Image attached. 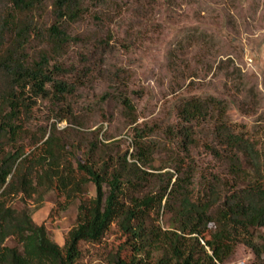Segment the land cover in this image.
Returning <instances> with one entry per match:
<instances>
[{"label":"trees","instance_id":"trees-1","mask_svg":"<svg viewBox=\"0 0 264 264\" xmlns=\"http://www.w3.org/2000/svg\"><path fill=\"white\" fill-rule=\"evenodd\" d=\"M0 9V264H79L81 242L99 243L112 224L126 236L131 255L116 256L114 264H223L238 244L248 247L254 264H264V148L248 132L225 120L222 101L191 98L181 103L180 126L168 135L180 141L182 152L196 144L195 129L209 125L210 141L202 147L219 162L223 172L202 177L194 192V170L189 163L176 164L175 174L154 173L156 145L138 135L135 152L113 158L108 154L86 162L63 158L53 136L42 142L34 157L20 145L23 119L37 100L65 104L74 87L57 59L75 42L69 26L89 12V0H3ZM98 8L115 0H92ZM51 9L53 22L38 27L36 16ZM44 45L30 57L33 40ZM125 112L133 116L130 99L120 96ZM64 118H59L62 121ZM135 122V118L133 117ZM38 142V141H37ZM34 151V152H35ZM130 159V161L128 160ZM151 170V172L146 171ZM165 183L153 191L151 181ZM88 183L95 197L80 201L76 225L55 243L43 225L33 223L28 210L17 211L8 198L32 199L56 190L69 204ZM104 186L107 187L105 191ZM170 214L172 229L148 226L152 215ZM12 239L16 246L8 247Z\"/></svg>","mask_w":264,"mask_h":264},{"label":"rangeland","instance_id":"rangeland-1","mask_svg":"<svg viewBox=\"0 0 264 264\" xmlns=\"http://www.w3.org/2000/svg\"><path fill=\"white\" fill-rule=\"evenodd\" d=\"M115 1L102 9L89 0L88 14L69 26L76 41L57 62L63 69L59 79L71 83L75 94L65 104L36 101L23 119L25 133L19 140L26 155L37 157L35 148L53 136L58 151L75 167L88 155L97 161L105 154H133L141 134L145 143L157 146L152 158L159 171L154 173L175 174V165L183 160L194 170L197 192L202 177L223 172L202 147L210 141V126L195 129L189 156L168 129L180 126L182 102L210 97L222 101L228 123L242 127L264 148V0ZM4 6L0 0V9ZM35 20L40 29L48 27L51 9L46 7ZM44 48L34 39L28 53L35 57ZM124 95L134 107L133 116L119 102ZM165 180L155 178L150 187L157 191ZM40 193L41 198L15 195L8 200L15 210H28L33 223L43 225L62 246L76 225L80 201L94 198L95 187L88 183L70 204L56 190ZM151 218L148 226L172 229L170 214ZM125 242L124 233L112 224L99 243L79 244V264H114L116 256L129 257ZM5 245L16 246L12 239ZM254 262L252 251L238 244L223 264Z\"/></svg>","mask_w":264,"mask_h":264}]
</instances>
